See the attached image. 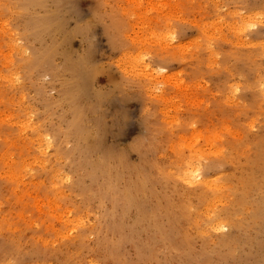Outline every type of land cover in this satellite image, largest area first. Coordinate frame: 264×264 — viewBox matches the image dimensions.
<instances>
[{"label":"rangeland","instance_id":"obj_1","mask_svg":"<svg viewBox=\"0 0 264 264\" xmlns=\"http://www.w3.org/2000/svg\"><path fill=\"white\" fill-rule=\"evenodd\" d=\"M0 264H264V0H0Z\"/></svg>","mask_w":264,"mask_h":264},{"label":"bare ground","instance_id":"obj_2","mask_svg":"<svg viewBox=\"0 0 264 264\" xmlns=\"http://www.w3.org/2000/svg\"><path fill=\"white\" fill-rule=\"evenodd\" d=\"M235 12H236V11H235ZM196 172H197V170L194 171V174L191 176L193 179H197L198 176H199ZM213 225H214V224H213Z\"/></svg>","mask_w":264,"mask_h":264}]
</instances>
